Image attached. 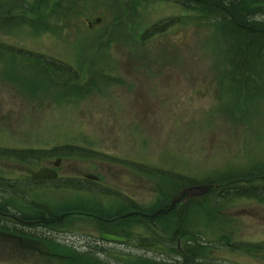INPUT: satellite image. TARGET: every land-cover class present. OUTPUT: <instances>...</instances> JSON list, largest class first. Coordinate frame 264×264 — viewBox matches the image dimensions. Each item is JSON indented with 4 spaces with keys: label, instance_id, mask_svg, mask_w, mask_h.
I'll use <instances>...</instances> for the list:
<instances>
[{
    "label": "rangeland",
    "instance_id": "1",
    "mask_svg": "<svg viewBox=\"0 0 264 264\" xmlns=\"http://www.w3.org/2000/svg\"><path fill=\"white\" fill-rule=\"evenodd\" d=\"M178 1L0 0V43L62 62L74 77L78 74L77 81L83 80L71 83L69 73L44 62L0 55V151L26 156L30 150L72 145L96 152L89 158H68L63 175L79 176L82 182L86 174L102 179L92 187L109 197L102 218L120 216L126 209L120 203L115 207L117 195L131 198L146 214L160 210L155 208L161 200L173 198L168 193L176 184L144 171L186 178L187 186L237 181L203 197L186 189L177 224L174 218L165 224L157 219L156 225L147 219L122 220L130 222L122 231L159 243L149 251L101 241L96 219L70 218L67 231L33 229L71 249L64 264H258L240 247L264 242V193L259 190L264 189V52L246 62L223 22L193 25L199 14ZM261 15L255 19L264 28ZM175 19L178 23L166 33L139 47L145 29ZM17 162L0 158L2 205L16 210L7 202L16 196L61 203L58 193L27 197V190L5 188L4 182L16 185L29 174ZM244 188L261 194L244 198ZM71 201V213L83 215L98 209L82 204L103 199L83 202L71 193ZM211 209L220 211V219ZM122 231L118 233L127 234ZM181 234V249L182 243L186 250L207 246L195 263L176 253ZM1 244L0 264L38 262L13 249L3 251Z\"/></svg>",
    "mask_w": 264,
    "mask_h": 264
},
{
    "label": "flooded vegetation",
    "instance_id": "2",
    "mask_svg": "<svg viewBox=\"0 0 264 264\" xmlns=\"http://www.w3.org/2000/svg\"><path fill=\"white\" fill-rule=\"evenodd\" d=\"M69 152L70 149H65L63 152L58 153H39L38 155H35V153H28L26 156H23L21 154L15 155L16 159L18 160L17 163L26 166L29 170V174L27 173L26 177H20V183H17L16 185H9V183L4 182L3 185L5 186V188H12L16 191V193L20 192L21 190H27V197L30 192L46 193V196L50 195L51 197L52 195L54 196L56 195V193H58L62 197H59L58 202L61 203L58 204L53 203L54 201L44 203L40 202V200H35L33 206H29L27 205V201H25L24 198L16 196L15 200L13 199L7 201L11 204H15L16 210L8 209L6 206L1 204L2 210H0V244L2 243L1 245H3V248L1 247V250L3 249V251H5L7 249V239L10 238L17 246V252L21 255H26L27 257L29 255L34 257L36 261H38L35 264H54L55 261H57L58 264H64L60 263V261H64V259L66 260L67 256L57 254L50 248V246H47L43 242H39V239L36 237H39L41 235L38 234L39 236H37L33 229H40L42 227H45L47 229L54 230L53 227H56V229L58 230H66L65 226L68 222L70 223V204L72 202L71 193H78L77 195L79 196L80 200L82 198L83 201H85V199L87 198L98 197L99 199H103L104 202H101L102 205H104V203L106 204V200H108L109 198L108 195L104 194L102 191L92 189L93 186L99 185L102 180L101 178L100 182H92L91 180H88L86 178L88 177V175L86 174L83 177L85 181L82 182L79 176L68 178L63 175L65 170L69 168L66 166L65 161H67L68 158H72ZM44 168L56 172V178L50 180H39L31 176L32 171L38 172L39 170ZM72 180L73 182H71ZM43 190L45 192H42ZM113 198V203L117 205L115 207H118L119 203L121 205H126L127 202L134 201L131 198H125L119 195ZM181 205H177L178 209L179 207H181ZM45 207L50 208L52 211L48 212L47 214ZM159 211H156V214L152 216H145L141 214L135 217L137 218L138 216H140V219H147L149 221H152L151 223L153 225H156V221L160 217L159 215L166 216L163 213L158 214ZM23 213H29V215L27 214L23 216ZM100 220L107 223H113L115 221L114 218ZM8 222L19 231H14V233L8 232ZM61 226H63V228ZM111 232L113 233L114 231ZM134 234V232L129 233L130 240L126 245L134 244L136 246L137 243L142 240L141 238L134 237ZM24 235H28L29 237ZM177 240L178 250L181 243V237H177ZM148 242L153 243L156 246L150 249L143 248V250L149 251L152 249H156L159 246V243L156 241Z\"/></svg>",
    "mask_w": 264,
    "mask_h": 264
},
{
    "label": "trees",
    "instance_id": "3",
    "mask_svg": "<svg viewBox=\"0 0 264 264\" xmlns=\"http://www.w3.org/2000/svg\"><path fill=\"white\" fill-rule=\"evenodd\" d=\"M46 2H49V0L48 1L46 0ZM60 3H62V2L57 1V4H56L57 8L63 7V5H60V7H59ZM177 3H179L187 11L199 14L200 18L197 19L195 22H193V25L201 26L202 24H200V23L204 22V26H206L207 24H210V26H213V25H216L218 22L219 23L223 22L222 25L229 32L233 42L235 43L234 46H236V50H237L238 55L244 57L246 62L254 61L256 57H259L262 50L264 52V28L259 27L258 26L259 20L255 19V16L257 14H258V17L259 16L262 17L261 13H264V9H263L264 0H259V1L253 0V1H248V3H245L244 0H179ZM256 10H260V12L256 11ZM249 16L252 19V21H250L251 19L249 18ZM178 21L179 20L176 19V20L171 21L170 25H167V26L166 25L165 26L164 25L163 26L156 25V26L152 27L151 29L146 30L141 37L142 43L141 42L140 43L143 45L144 40H147L149 36H152L151 33H155L154 35L164 33L167 30L166 28H169L170 26L175 25L176 22L178 23ZM242 26H243V28H242ZM9 53L15 54L18 57L20 56L21 58L23 57L24 60L25 59H28V60L31 59L35 62L36 61L37 62L38 61L44 62L46 65L53 66L54 68H56V70H58L57 72H60V73L67 72L70 74L71 83H73L72 82L73 79H75L77 81L79 78L78 74H76V76L74 77L75 73L71 72L70 67H62L61 63H58V62L53 61V60L45 61L46 58L42 54L28 52V51L20 49V48H16V47L4 44V43H0V55L5 56ZM12 54H10V56H13ZM75 80H74V82H76ZM32 151L33 150L26 151V152H32ZM3 154H5V151H0V156H2ZM160 175H161L160 178L163 181L172 182V183L177 185V188L176 187L172 188V190L168 193L169 195L171 193H173L172 194L173 197H176L178 192L181 189L186 188L188 185V184H186V180H187L186 178L181 177L179 179V178H175L171 175L167 176V174H164V173H160ZM259 190L262 193H264V189H262V190L259 189ZM213 192H215V191L213 190L211 193H213ZM241 192H242V194L245 195L244 198H248L249 195L252 197V196L259 195V193L261 194V192H259L258 189L256 190L254 188L253 189L244 188V189H242ZM253 198H256V197H253ZM171 199L172 198L167 197L165 200H161L160 202H158L155 210L167 208L168 203H170ZM262 200H263V198H262ZM258 201H261V200H258ZM83 206L87 207L89 209H92L91 207L94 206L98 210H96V211L93 209L92 210L100 213L101 207L98 204L92 205V204L85 203V204H83ZM0 210H2L1 205H0ZM213 210L215 211V209H213ZM90 212L88 214H93V215L97 214V213L94 214L93 212L92 213H90ZM215 212L212 215L215 218L220 219V217H219V214H221V213H219L220 211L216 210ZM71 214L73 215V213H71ZM100 214H101V216H103L102 213H100ZM178 215L179 214L177 212V209L175 208V210L172 213H170L168 216L160 215L159 222H160V224L161 223L165 224V221L167 219L174 218V219H172V222H174V224H177V222H178L177 216ZM181 221H182V218H181ZM157 222H158V220H157ZM107 229L108 228L106 226L105 230H107ZM9 230H11L10 226L7 227V231H9ZM26 236H28V235H26ZM181 238H182V234H181ZM38 239H40V241H42L44 244L49 245L54 250V252L57 254H61V255L66 256L65 252H69V251L71 252V249L69 250L66 246H63V245L59 246L60 244L57 242L52 243L51 241H46V239H44V238H38ZM230 243H228V244H230ZM189 244L192 245V243H190V242L188 243V241H187L186 245L188 246ZM184 247H185V245L183 246V243H182V250L181 251L183 252V254H184V252H186V256H185V254L184 255L179 254V252H177V251H176V253H178V255H180L185 262L189 261L192 263H195L196 261H198L197 259L201 258L203 256L202 254H205L204 252H202L203 250L204 251L207 250L206 249L207 246H203V245L201 246V244H199V246L193 245V246H191V248H189L187 250ZM240 249L243 250L248 256L256 259L258 264H261L262 261L264 264V242L261 244H245V245H242L240 247ZM184 250H186V251H184ZM197 252H200L201 254H197ZM60 262H62V261H60ZM174 262H177V260H174ZM73 263H76V262L74 261Z\"/></svg>",
    "mask_w": 264,
    "mask_h": 264
},
{
    "label": "water",
    "instance_id": "4",
    "mask_svg": "<svg viewBox=\"0 0 264 264\" xmlns=\"http://www.w3.org/2000/svg\"><path fill=\"white\" fill-rule=\"evenodd\" d=\"M33 176L39 179H44V178H55V174H50V172L48 170H42L39 173H33ZM91 180H98L97 177L95 176H89L88 177ZM199 190L200 193L199 195H202L206 192H208L209 187L208 186H201V187H196L194 189H189V192H193V191H197ZM101 239L107 242H114V243H126L128 242V239L124 238V237H120L117 235H112V234H108V233H101L100 235ZM138 246L140 247H151L153 245L151 244H147V243H139Z\"/></svg>",
    "mask_w": 264,
    "mask_h": 264
},
{
    "label": "bare ground",
    "instance_id": "5",
    "mask_svg": "<svg viewBox=\"0 0 264 264\" xmlns=\"http://www.w3.org/2000/svg\"><path fill=\"white\" fill-rule=\"evenodd\" d=\"M17 48V47H16ZM19 48V47H18ZM29 206H33V205H31V204H28ZM48 246V245H47Z\"/></svg>",
    "mask_w": 264,
    "mask_h": 264
}]
</instances>
